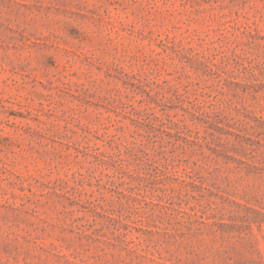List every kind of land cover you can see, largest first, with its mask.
Listing matches in <instances>:
<instances>
[{"label": "rangeland", "instance_id": "374dc122", "mask_svg": "<svg viewBox=\"0 0 264 264\" xmlns=\"http://www.w3.org/2000/svg\"><path fill=\"white\" fill-rule=\"evenodd\" d=\"M0 264H264V0H0Z\"/></svg>", "mask_w": 264, "mask_h": 264}]
</instances>
